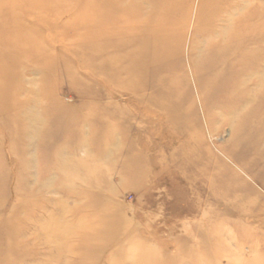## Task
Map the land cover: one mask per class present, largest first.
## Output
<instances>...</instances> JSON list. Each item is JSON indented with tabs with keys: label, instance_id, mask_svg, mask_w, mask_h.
I'll list each match as a JSON object with an SVG mask.
<instances>
[{
	"label": "rangeland",
	"instance_id": "rangeland-1",
	"mask_svg": "<svg viewBox=\"0 0 264 264\" xmlns=\"http://www.w3.org/2000/svg\"><path fill=\"white\" fill-rule=\"evenodd\" d=\"M199 3L188 0L162 73L177 123L99 74L95 24L81 21L95 0H0V264H264V126L238 134L252 167L238 181L215 157L234 139L231 111L251 104L202 85ZM11 223L22 234L10 238Z\"/></svg>",
	"mask_w": 264,
	"mask_h": 264
},
{
	"label": "bare ground",
	"instance_id": "bare-ground-1",
	"mask_svg": "<svg viewBox=\"0 0 264 264\" xmlns=\"http://www.w3.org/2000/svg\"><path fill=\"white\" fill-rule=\"evenodd\" d=\"M187 3L188 0H95V7L81 14L83 23L95 24L89 37L95 40L99 74L108 73L114 88L127 95L125 99H132L134 96L128 95L132 92L139 93L142 102H149L177 123H185V117L178 111L179 102L173 99V82L164 80L162 73L170 70L182 41V33L176 30L183 29L180 19L187 12ZM197 12V22L203 25L195 32L208 34L203 64L195 62L197 69H204V75L199 76L204 81L202 85L234 108L251 104L246 112L241 113L238 108L231 111L239 114L237 121H231L234 139L228 145H219L220 156L215 157L220 167L242 181L239 172L248 176L252 167L233 146L239 143L238 134L247 121L256 120L264 126V46L256 49L264 28L263 13L256 0H200ZM250 86L254 89L249 90ZM1 103L5 106L8 102ZM17 116L14 121H18ZM20 124L24 126L23 122ZM24 127L28 129L27 124ZM262 130L253 133L261 134ZM194 143L200 147L202 141ZM52 224L50 221L51 233L62 238L72 232L66 223L58 229L54 225L51 228ZM9 226L10 238L22 234V226ZM138 252L145 253L142 249ZM259 253L263 255L264 249Z\"/></svg>",
	"mask_w": 264,
	"mask_h": 264
}]
</instances>
